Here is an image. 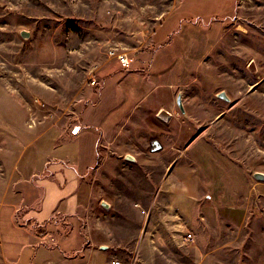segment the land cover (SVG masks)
I'll list each match as a JSON object with an SVG mask.
<instances>
[{
    "label": "rangeland",
    "instance_id": "374dc122",
    "mask_svg": "<svg viewBox=\"0 0 264 264\" xmlns=\"http://www.w3.org/2000/svg\"><path fill=\"white\" fill-rule=\"evenodd\" d=\"M176 17L182 25L170 27ZM197 17L211 20L208 31L199 28ZM165 19L162 31L169 34L157 39L153 32ZM119 53L134 59L128 69H118ZM110 71L119 73L116 81L123 79L116 88L127 102L123 123L98 138L99 177L93 181L100 189L129 187L130 180L136 189L144 182L151 190L146 176L155 181L152 173L159 177L169 170V162L187 155L195 140L249 174L264 175V0H0V112H5L0 123L3 117L15 122L16 109L23 110L25 126L34 127L36 135L72 121L82 105L98 104L90 89H100ZM178 94L184 114L176 105ZM136 103L141 107L134 110ZM162 111L170 115L167 121L158 117ZM154 142L162 148L152 151ZM4 150L10 160L17 148L1 138L0 156ZM183 164L179 158L177 168ZM216 168L232 177L229 167ZM194 170L200 174L205 168ZM3 176L0 160L2 182ZM24 186L34 189L35 178L0 188L7 192L0 214V264H13L21 253L20 264L26 263L34 250L16 222L23 215L16 192ZM259 206L263 214L248 213L242 229L226 221L234 225H228V236L249 235L228 250L238 246L254 257L264 252V201Z\"/></svg>",
    "mask_w": 264,
    "mask_h": 264
},
{
    "label": "crops",
    "instance_id": "0c3cea01",
    "mask_svg": "<svg viewBox=\"0 0 264 264\" xmlns=\"http://www.w3.org/2000/svg\"><path fill=\"white\" fill-rule=\"evenodd\" d=\"M196 19L202 20L199 28L208 31L206 22L211 20ZM168 21L165 19L153 32L154 37L169 34L168 29L162 31ZM182 23L176 17L170 20V27ZM130 59L131 65L134 59ZM117 76L111 74L100 89H90L99 100L97 105H82L74 120L49 126L37 135L34 127L25 126L21 109L13 110L15 122L1 119L5 122L0 125L10 128L1 127L0 137L9 140L17 151L10 160L5 158V150L0 156L5 177L0 188L8 181L30 182L35 178L34 189L24 186L16 192L18 203L22 201L17 208L23 214L16 222L24 227L22 231L34 246L22 264H110L111 260L120 264H264V252L254 257L238 246L228 250L233 247L230 244H241L249 235L228 236V225H234L226 223L237 222L239 230L248 213L257 217L263 214L259 203L264 201V179L255 177L256 172L244 171L201 140L189 145L187 155L172 159L166 167L169 170L159 177L152 173L155 181L146 176L151 190L144 182L136 189L130 180L126 182L129 187L113 184L104 190L95 185L93 179L99 177L98 138L123 123L127 99L119 96L123 90L116 87L123 79L116 81ZM140 107L136 103L133 108ZM4 114L1 110L0 116ZM73 128L76 133H72ZM29 150L31 153L26 154ZM179 158L184 164L177 168ZM222 165L231 170L229 180L217 173L216 167ZM199 167L205 168L204 174L194 170ZM6 196V187H2L0 214ZM187 233L193 242H186ZM20 255L11 259L13 264H20Z\"/></svg>",
    "mask_w": 264,
    "mask_h": 264
},
{
    "label": "water",
    "instance_id": "95a60500",
    "mask_svg": "<svg viewBox=\"0 0 264 264\" xmlns=\"http://www.w3.org/2000/svg\"><path fill=\"white\" fill-rule=\"evenodd\" d=\"M21 36L26 37L27 36V32H24V31L21 32ZM218 96L220 98L224 99V100H228V98L223 93L218 94ZM176 105H177L179 111L181 112V114H184L185 110H184V107H183V104H182V100H181V95L180 94H178L176 96ZM158 117L160 119L164 120V121H167L168 118L170 117V115L166 111H162V112H160L158 114ZM152 145H158L156 148L152 149V151L160 150L162 148V146L159 143L157 144V143L154 142ZM254 175L257 178L264 179V175L261 174V173H255Z\"/></svg>",
    "mask_w": 264,
    "mask_h": 264
},
{
    "label": "built area",
    "instance_id": "2783aa9c",
    "mask_svg": "<svg viewBox=\"0 0 264 264\" xmlns=\"http://www.w3.org/2000/svg\"><path fill=\"white\" fill-rule=\"evenodd\" d=\"M112 54V53H111ZM115 58L119 61L120 65L123 68H128L131 62V59L126 56V54L124 53H119L115 55ZM94 83V81L92 82V84ZM76 128H73L72 133H76ZM142 213H144V211H142ZM185 240L186 242H193V237L190 233H187L185 236ZM110 264H120L117 260H111Z\"/></svg>",
    "mask_w": 264,
    "mask_h": 264
}]
</instances>
